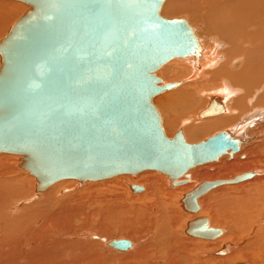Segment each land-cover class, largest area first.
Wrapping results in <instances>:
<instances>
[{
	"label": "bare ground",
	"instance_id": "bare-ground-1",
	"mask_svg": "<svg viewBox=\"0 0 264 264\" xmlns=\"http://www.w3.org/2000/svg\"><path fill=\"white\" fill-rule=\"evenodd\" d=\"M18 2L0 0V45L31 10ZM159 14L183 16L199 45L196 61L176 57L155 73L160 85L175 84L153 98L165 136L181 133L213 154L227 132L238 151L194 166L179 187L157 171L43 186L25 166L32 159L0 151V264H264V0H164ZM249 172L199 195L195 212L184 209L199 184ZM200 219L221 233L188 235ZM112 240L131 246L118 251Z\"/></svg>",
	"mask_w": 264,
	"mask_h": 264
},
{
	"label": "water",
	"instance_id": "water-1",
	"mask_svg": "<svg viewBox=\"0 0 264 264\" xmlns=\"http://www.w3.org/2000/svg\"><path fill=\"white\" fill-rule=\"evenodd\" d=\"M16 1L31 10L0 45V151L32 159L25 166L40 185L157 171L177 186L194 166L238 151L240 141L227 132L217 135L213 154L181 133L165 136L153 98L175 84L160 85L155 73L176 57L196 61L199 45L185 20L160 16L164 0ZM252 176L201 183L183 207L195 212L199 195ZM186 233L210 239L221 231L200 219ZM108 246L126 251L131 244Z\"/></svg>",
	"mask_w": 264,
	"mask_h": 264
},
{
	"label": "rangeland",
	"instance_id": "rangeland-1",
	"mask_svg": "<svg viewBox=\"0 0 264 264\" xmlns=\"http://www.w3.org/2000/svg\"><path fill=\"white\" fill-rule=\"evenodd\" d=\"M18 3H20V4H22V5H24V6H26L27 7V9L29 8L27 5H25V4H23V3H21V2H18ZM162 18H165V19H184V17L182 16L181 18H179V17H173V18H170V17H162ZM185 20V19H184ZM184 60V59H183ZM177 82H179V81H176V82H173V83H177ZM168 83V82H167ZM174 89V88H173ZM173 89H170V90H173ZM170 90H168V92L170 91ZM165 92H167V91H165ZM165 92H162L161 94H163V93H165ZM161 94H159V95H161ZM158 95V96H159ZM155 105V104H154ZM155 107H156V105H155ZM157 108V107H156ZM158 110V109H157ZM159 112V111H158ZM160 113V112H159ZM160 115V117H161V114H159ZM161 120H162V117H161ZM162 127H163V124H162ZM164 131V130H163ZM200 141H202V140H200ZM17 157H19V156H17ZM207 166V165H206ZM130 176V175H129ZM136 176H138V175H136ZM135 175H133V176H131V177H136ZM164 176V175H163ZM190 177V176H189ZM234 177H236V176H234ZM183 178V177H182ZM181 178V180L180 181H184V183H182L181 185H178V187L179 186H183V185H186V184H188L189 182H190V180H186L185 178L184 179H182ZM164 179H167V180H169L168 179V177H166L165 176V178ZM190 179V178H189ZM230 179H232V178H230ZM200 182H204V180L203 181H200ZM169 183V182H168ZM139 187H142L141 185L139 186ZM129 188V187H128ZM129 191H130V189H129ZM143 191H144V188H143ZM131 194H133V193H131ZM135 195H137V194H135ZM139 195V194H138ZM182 209V208H181ZM217 229V228H216ZM219 229H222V228H219ZM221 231V230H220ZM110 235H113V236H118L116 233H111ZM183 235H185L184 233H183ZM186 236V235H185ZM111 248V247H110ZM113 249V248H112ZM220 250V249H219ZM218 250V251H219ZM218 251H216V252H218ZM226 253H227V251L225 250V255H226ZM224 255V256H225ZM229 263V262H228ZM228 263H224V264H228ZM237 263H248V261H242V260H240L239 259V261H238V259H236V261H234V262H231V263H229V264H237ZM255 263V262H254ZM253 262L251 263L250 261H249V263L248 264H254ZM255 264H257V263H255Z\"/></svg>",
	"mask_w": 264,
	"mask_h": 264
}]
</instances>
